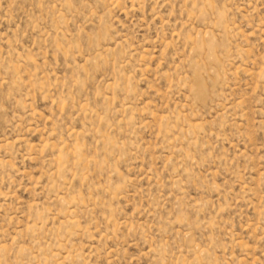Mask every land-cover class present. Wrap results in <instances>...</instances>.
I'll return each mask as SVG.
<instances>
[{"label": "rangeland", "instance_id": "1", "mask_svg": "<svg viewBox=\"0 0 264 264\" xmlns=\"http://www.w3.org/2000/svg\"><path fill=\"white\" fill-rule=\"evenodd\" d=\"M0 264H264V0H0Z\"/></svg>", "mask_w": 264, "mask_h": 264}]
</instances>
